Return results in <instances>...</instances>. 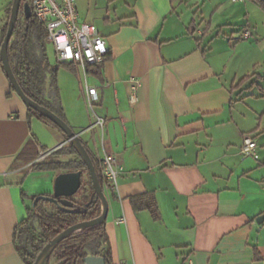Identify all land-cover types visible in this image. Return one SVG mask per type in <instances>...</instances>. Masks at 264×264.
<instances>
[{
	"label": "crops",
	"instance_id": "obj_1",
	"mask_svg": "<svg viewBox=\"0 0 264 264\" xmlns=\"http://www.w3.org/2000/svg\"><path fill=\"white\" fill-rule=\"evenodd\" d=\"M86 1L87 10L77 0L81 19L109 49L103 79L67 63L45 97L100 164L112 151L120 165L118 190H105L113 264H264V105L250 92L264 87V9L255 0ZM10 2L0 0V50ZM132 79L141 83L136 104ZM86 84L98 92L93 108ZM246 135L258 144V163L241 156ZM31 140L37 150L67 144L64 132L28 116L0 58V264H26L15 229L31 198L54 194L61 174L33 171L19 157ZM145 192L155 196L157 219L133 207Z\"/></svg>",
	"mask_w": 264,
	"mask_h": 264
},
{
	"label": "trees",
	"instance_id": "obj_2",
	"mask_svg": "<svg viewBox=\"0 0 264 264\" xmlns=\"http://www.w3.org/2000/svg\"><path fill=\"white\" fill-rule=\"evenodd\" d=\"M12 1L8 5L7 19L2 27V42L10 20ZM255 1L264 9V0ZM25 4L30 6L29 0H22L17 24L8 47L13 73L22 90L30 99L49 108L67 122L62 107L55 108L46 99L45 89L49 77L52 85L56 87L60 68H71V64L58 61L53 64L50 61L47 52L49 41L46 26L35 17L32 8L31 16H26L23 8ZM189 33L193 34L191 31ZM102 69L103 64L89 66L88 73L102 80ZM249 78L250 76L241 79L237 86L242 85ZM11 88L14 90L12 86ZM27 110L30 118L35 117L63 132L53 121L42 114L29 107ZM82 143L93 161L104 191L110 189V183L102 172L98 158L86 142L82 140ZM38 154L39 150L36 148L35 140H31L19 157L26 163H31L33 171L52 170L60 173L81 171L82 185L78 193L70 198H57L54 194H39L31 198L32 205L27 207V216L18 224L14 233V245L26 264H33L44 246L61 232L77 223L99 217L103 210L102 202L93 189L86 164L71 142H67L55 155H73V159L61 160L52 156L45 162L33 163ZM64 199L67 203L63 201ZM131 202L135 210H149L153 217L159 218L158 205L153 193L145 192L133 196ZM255 253L258 259V252ZM89 255L102 256L108 261V264H113V253L106 231V222L86 227L80 232L68 236L56 246L45 264H52L53 260L57 264H84V258Z\"/></svg>",
	"mask_w": 264,
	"mask_h": 264
},
{
	"label": "built area",
	"instance_id": "obj_3",
	"mask_svg": "<svg viewBox=\"0 0 264 264\" xmlns=\"http://www.w3.org/2000/svg\"><path fill=\"white\" fill-rule=\"evenodd\" d=\"M29 4L35 17L46 26L47 39L54 46L58 62L76 64L87 75L89 66L106 61L109 55L107 42L96 25L82 21L77 0H29ZM245 35L250 36L249 33ZM131 82L129 99L131 104H136L141 83L137 79H132ZM86 92L89 105L93 108L94 102L99 99L97 89L86 84ZM104 124V119L97 118L95 126L103 128ZM63 146L64 144H61L55 148L40 149L33 163L47 161ZM241 156L243 159L259 160L258 144L254 138H244ZM101 169L110 183V189L117 191L120 165L112 151H104ZM120 221L125 222V218ZM186 264L193 262L189 260Z\"/></svg>",
	"mask_w": 264,
	"mask_h": 264
},
{
	"label": "water",
	"instance_id": "obj_4",
	"mask_svg": "<svg viewBox=\"0 0 264 264\" xmlns=\"http://www.w3.org/2000/svg\"><path fill=\"white\" fill-rule=\"evenodd\" d=\"M21 5H22V0L12 1L10 20H9L7 32L5 34V37L1 45L0 58L3 63L5 73L11 83V86L14 88L17 95L22 99L24 104L27 107L37 111L38 113L42 114L46 118L53 121L66 134L67 142H71L77 148L82 160L84 161L88 169V172H89V175L92 181L93 189L96 192L97 196L100 198L102 202V207H103L102 214L99 217L93 220L77 223L67 228L66 230L61 232L58 236H56L51 241H49L44 246V248L41 250V252L39 253V255L37 256L36 260L33 263V264H45L47 258L53 253L56 246L60 242L65 240L68 236L78 233L86 227H90V226H94V225L106 222L108 211H109V205H108L107 197L105 195V191L103 187L101 186L98 175L96 173V169L93 164V161L87 149L82 143V138L80 137V134L76 133L69 126V124L65 120H63L59 115H57L55 112H53L52 110H50L49 108L45 106L40 105L39 103L33 101L32 99H30L22 90L21 86L19 85L13 73L10 60H9V55H8V47L12 40V36H13L14 30L17 24ZM23 8H24V12L26 16L27 17L31 16V7L28 4H25L23 5ZM81 179H82L81 171L63 172L59 174L55 181L54 196L57 198L60 197V198H65V199L73 197L74 195L78 193V191L81 188V185H82ZM65 199L63 201L67 203ZM263 220H264V216L260 217L258 219V222L260 223ZM84 264H108V261L102 256L89 255L84 258Z\"/></svg>",
	"mask_w": 264,
	"mask_h": 264
},
{
	"label": "rangeland",
	"instance_id": "obj_5",
	"mask_svg": "<svg viewBox=\"0 0 264 264\" xmlns=\"http://www.w3.org/2000/svg\"><path fill=\"white\" fill-rule=\"evenodd\" d=\"M95 2L94 3H97V4H100L101 5V7L102 6H106V5H108V4H110L111 3V1L110 0H94ZM113 2V1H112ZM240 3H243V1H241ZM78 4L80 5V8H82V6H84V8L87 10V7H86V4H87V1L86 0H78ZM92 4H93V0H91V6H92ZM114 5H112V7H113ZM111 7V8H112ZM6 19H7V16H6V18H5V20H4V22H3V24L6 22ZM47 52H48V56H49V59H50V61L53 63V64H56V55H55V49H54V46H53V44L52 43H48L47 44ZM260 73H264V66H263V68L260 70ZM50 78V77H49ZM48 78V84L50 85V82H51V78L49 79ZM260 83H261V85H263L264 86V79L263 80H261L260 81ZM245 93H247L248 91L247 90H245L244 91ZM250 92L252 93V94H255V95H261L262 97H260V99H256V100H258V101H255V105H257V102H258V104L261 106V105H264V87H263V92H261V91H259L257 88H255V89H253V90H250ZM249 98H252L251 96H249ZM254 101H251V105L253 104V102ZM258 105V106H259ZM243 107H244V109H243ZM243 107H240V109L242 110V112H244V113H246L247 111H246V106L245 105H243ZM254 120H255V117H253V115L252 116H250V117H248L247 118V124H248V127H252V125H254ZM246 137H249V135H246ZM258 144L260 145V148H259V150H260V157H262L261 156V154H262V152H264V131L262 132V133H260L259 135H258ZM242 141H243V139H242ZM263 150V151H262ZM68 155L67 154H59V155H55V156H53L54 158H56V157H58V158H60L61 160H65V157H67ZM249 161H253V162H256V161H254V159H249ZM260 161H262V159L260 160ZM256 163H258V161L256 162ZM263 175H264V173H263ZM259 177V176H258ZM50 211H52L51 209H49ZM52 264H57V262L55 261V260H53L52 261Z\"/></svg>",
	"mask_w": 264,
	"mask_h": 264
}]
</instances>
